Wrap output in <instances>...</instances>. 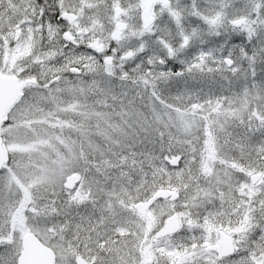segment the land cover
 Segmentation results:
<instances>
[{
  "label": "rangeland",
  "instance_id": "374dc122",
  "mask_svg": "<svg viewBox=\"0 0 264 264\" xmlns=\"http://www.w3.org/2000/svg\"><path fill=\"white\" fill-rule=\"evenodd\" d=\"M154 3L156 8L154 24H162L167 20L168 14L165 11L163 18H161L162 5L158 0H154ZM175 3L176 0H169V4L173 6V10H175ZM118 5L123 9V15L120 16L122 17L121 20L128 27L124 32H118L119 36L113 41V44L114 46L116 44L125 47L134 46L136 40L145 32L140 25L141 9L139 14H137L135 11L137 3L133 2L125 5L116 2L113 8ZM86 9L85 7L84 9L78 7L75 10L63 11L78 15L76 21L72 23L71 29L75 31L85 30L89 34V37L95 38L93 44L96 47H107L105 38L111 36L116 21L113 20L112 22L110 18H107L106 21L104 17L93 16L86 12ZM203 9L202 7L201 10ZM112 15L113 12L111 17ZM195 22L197 21L195 20ZM95 29L99 30V32H106V35L96 37L94 35ZM28 38L30 37L22 39L19 44L17 43L12 48L9 56L10 59L8 60L10 61L9 65L22 60L23 57L30 54V51L26 49L28 46L26 39ZM76 53H85V56L83 58L80 55L71 56L70 62V54H68L59 62L53 56L49 58L38 51L36 57H32L31 62L32 70L36 71V75L26 81L24 96L6 116V124H2L3 144L9 153L10 159L4 165L0 174V180H9L8 186L5 188L7 192H0V220L8 221L7 227L11 230L8 233L10 234L8 237H15V239L21 240L25 233L31 230L40 234H44L48 230L54 233L62 231L64 235L75 233L76 226L73 221L77 215L69 213L68 216H64L66 210L62 206L65 204L61 201V209L58 208L59 212L58 216H56L55 211L57 209L54 206L55 202L53 203V199L48 196L52 204L51 207L49 205L46 207V204H49L50 201H47V197L43 195L45 193L56 194L61 189V186L64 185L66 178L76 173L81 174L82 180H84L74 190L76 193L87 194L92 192L99 194V196L100 194H106L103 201L107 206L103 204L105 209L103 219L100 218L95 225H106L107 227L116 225L117 228L115 227L112 233L119 232L120 229L118 227L120 225L131 226L142 224L143 226L148 225V228L160 227L163 225L165 219L172 215L175 205L168 201L164 203L158 202L148 211L146 216L142 217L137 216L135 213L133 214V211H129V216L128 213L121 212L115 206V201L119 204L118 193L120 189L116 190V183L112 179L119 178L122 181V195L124 194L125 197L127 191L123 192V190L124 187L128 188L129 185L127 184L130 181L126 179L122 180L124 174L116 175V171L122 168V161H119L123 157L122 149L127 147L126 143H119V138L128 131L125 128L124 132H122V101L128 103L126 104V111L128 115H132L133 112L131 111H136V107L133 106L136 102H134V99L137 98V101L141 102V100L145 101V99L150 98L149 107L151 112L147 117L149 123L153 124V127L149 126V131L156 128L164 132L178 143L175 144L174 148H181L186 151L187 160L183 163L181 170L173 172L168 171V169L165 170V167L162 168L163 173L165 172L169 179L174 180V176L187 172L190 163H196L198 167L196 172L189 176V180L199 181L203 173V178L209 176L210 180H217V182L221 180L232 181L233 177H231L230 171L234 178H236L235 180L240 179L234 170L226 169L223 164L221 165L222 158L227 159L222 150L231 151L237 146L235 144L231 146L228 139H224V142L218 146L216 143L218 140L214 138L216 135L223 133L221 131L224 130L223 127L221 129L217 127L215 130L211 126L213 125V121H203L201 119L200 112H204L205 110L214 114L211 108L213 104H215L214 112L217 115L223 112L222 106L220 103L218 104L220 102L218 97L222 86L220 77L217 75L219 73L216 74V81L218 82H213L210 79L200 80L198 78L197 80H190L185 85L183 82L172 81L166 77L161 80H153V78L148 77L143 78L137 86L125 83L122 87L118 79L112 81L103 78L102 74H98L100 70L97 68L98 62L86 54L85 49ZM1 54L2 49L0 48V58H2ZM75 63L77 65L81 64L86 69L82 72L80 68L71 67ZM135 64L136 61L126 63L124 65L125 70L130 69ZM88 65L89 68H87ZM64 70H68V72H62ZM109 71L111 77L114 78L118 74H121L120 62H112L109 66ZM143 84L149 85L153 89L150 92H144ZM245 84L243 82H234L236 88L237 85L244 87ZM253 85L256 84L253 83ZM213 88L215 91H210ZM251 89L247 90L250 92ZM241 92V88L239 87L236 94H230L228 102L234 104V109L243 108L244 110H248L250 108L248 101L246 98H242ZM145 93L148 97H146ZM214 94H217L218 101L213 97ZM149 95L153 97L151 98ZM256 98H260L259 92L258 94L256 93ZM204 99L209 101H203ZM204 103L210 105H205ZM107 108L110 109L107 110ZM110 112L119 114V121H113L108 114ZM136 133V138L140 137L138 136L139 130H136ZM218 142L220 143V141ZM208 147L209 149H207ZM113 153L115 154L113 155L112 164L106 165L109 162V156ZM226 161L224 160V162ZM99 164V171L96 170L94 173V167L99 166ZM227 165L231 167L236 166L234 163H230L229 160ZM258 165L259 162L252 164L250 169L246 170L247 174L250 175L258 171L262 173L263 170H260L262 166L257 167ZM99 172V175L96 174ZM239 174L242 175L241 173ZM17 182L24 183L22 186L20 185V191L16 195L11 191L15 190ZM85 182H92L93 187L88 189L85 186ZM111 184L115 185L113 187L116 188L108 189L107 185ZM135 185L136 187L132 189L139 187L138 184ZM195 190H199L198 186H195ZM186 196H188L187 193ZM126 198L127 200L124 199L122 201V211L127 208L128 210L130 209L127 201H133L132 203L138 201V199L135 200L130 196ZM79 199V202H84L82 198ZM4 203L6 205H3ZM194 206L198 207L195 208L196 211L194 212L191 209L189 212L186 209H177L181 215L180 220H182L184 225L187 224L188 220H191L189 221V225L200 227L198 234H196L197 239L206 238L207 245L216 243V238L214 237H216L215 234L218 227L210 222V220H208L210 223L200 224L202 205L194 204ZM131 210H133L132 207ZM58 217L60 218L59 220ZM130 217L134 219H130ZM123 231L122 227V234ZM103 232L110 233V230L102 228L97 233ZM202 234H204L203 237ZM142 235V239L145 240L144 232H142ZM75 239L77 240L76 237ZM182 246L186 247L185 242H182ZM18 252H20V248ZM188 253L189 250L187 249L186 252L183 247L175 252L174 259L177 261L175 264L180 263L178 259L182 260L186 256L189 257ZM211 253L206 251L205 259L207 262L212 261L214 255L216 257V254ZM207 254H211L212 257H207ZM191 261L194 260L192 259ZM228 261L225 260L223 262L217 259L215 263L223 262V264H227Z\"/></svg>",
  "mask_w": 264,
  "mask_h": 264
},
{
  "label": "trees",
  "instance_id": "16d2710c",
  "mask_svg": "<svg viewBox=\"0 0 264 264\" xmlns=\"http://www.w3.org/2000/svg\"><path fill=\"white\" fill-rule=\"evenodd\" d=\"M116 2L119 4L122 3L123 5L132 2L137 3V9L135 11L137 14L140 12V0H0V48L2 49L0 72L17 75L20 81L26 82L36 75V71L32 70L31 62L32 57H36L38 51L42 52L46 57L52 58L53 56L56 61L60 62L63 57L72 52L73 45L71 40H69L67 47H65L64 37L69 24L65 22L63 26L58 27V22L54 20V16L60 15L61 9L71 11L78 7L83 9L85 7L86 9L87 6L86 12L93 16L104 17L107 21V18L112 19L111 10H113V5ZM196 2L201 5V9L202 7L205 8L206 0H196ZM208 2H212V0H208ZM215 2L221 5L219 10L222 13L226 12L229 16L235 15L239 19L243 18L247 20L248 23L243 25L244 28L254 30L257 28L255 22L258 13L251 7L253 0H215ZM181 3L187 4L189 0H181ZM58 4L61 6L60 8L57 7ZM226 4H234V8L223 7ZM246 5L248 6L246 7ZM189 19L192 25L197 24L194 19ZM185 24L187 25L188 22L185 21ZM101 34L102 32L95 29L94 35L96 37ZM252 34L254 35V32ZM67 35L69 37L74 36L76 39H79L81 36L89 37V34L85 30H82L81 33L70 30L67 32ZM26 37H30L26 39V42H28L26 49L30 51V54L23 57L22 60H18L14 64L9 65L8 63L10 61L8 60L10 59L9 56L12 48ZM93 41L94 38H92ZM253 43H256L255 39ZM82 49L91 50L90 48H85L82 44L80 47L75 48V53ZM93 53L97 55L98 52H92L89 55L93 56ZM74 65L78 67L76 63L72 64L71 67ZM261 67H264V65H257L256 85H253V79L250 74L247 81L243 78L244 70L248 69L247 63L241 67L239 79L228 73L227 75L230 79H220L222 86L219 97L217 94L213 95L216 99L217 97L219 98L220 102L218 104L220 103L223 106V112L219 115L206 112V110L200 112L203 121H213V125L211 126L215 130L217 127L220 129L223 127V138L228 139L231 146L234 144L237 146L231 151L222 150V153H224L227 159L222 158L221 165L223 164L226 169L234 170L240 179L235 180L236 178H234L230 171L231 177L234 179L232 181L221 180L217 182V180H210L209 176L203 178V173L199 181L189 180V176L195 173L198 167L196 163H190L187 172L179 176H174L173 181H167L168 178H166V173H163L162 168L165 167V170L168 169L173 172L181 170L183 163L187 160L186 151L181 148H174L175 144L178 143L168 137L164 132L156 128L153 129L154 131H149L148 127H153V124L149 123L147 117L151 112L149 107L150 98L145 99V101L141 100V102L135 105L136 111H131L133 112L132 115L127 116L122 114V126L128 129L127 133L122 135V144L126 143L127 147L122 149L123 157L122 160L119 159L120 162L122 161V168L116 171V175L124 174L122 180H132L138 184L140 188H134L130 191L134 199L137 197L143 198L146 194L163 187L175 190L178 193V199L174 203L179 210L186 209L189 212L191 209L194 212L196 211L195 208H198L194 204L202 205L200 210V224L212 222L216 227L227 229L233 235L240 238L241 245L245 246L243 242L247 240L248 234L251 232V227L255 225L254 214H258L261 207H264V167L260 169L263 170L262 181L257 187L250 186L246 172L252 164L259 162L257 167L262 165L260 155L264 151V91L261 90V81L264 80V72H259V68ZM67 71L64 70L62 72ZM217 75L220 77V74ZM234 82L247 84L244 87L237 85L236 88ZM143 87L144 92H150L153 89V87L146 84H143ZM239 87L242 91V98H246L248 101L250 107L248 110H244L243 108L234 109V104L228 102L230 94H236ZM249 88H252L250 92L247 90ZM213 90L215 91V89L210 91L213 92ZM258 92L260 93V98H256V93L258 94ZM152 93L155 95L153 91ZM146 97L148 96L146 95ZM149 97L152 98L153 96L149 95ZM240 100L238 101V107ZM203 101L209 100L204 99ZM126 104L128 103L124 101L122 107L126 106ZM204 104L210 105L208 103ZM109 116L113 121H119L120 119L119 114L113 112H110ZM4 123L6 124V122ZM136 130H139L138 136L140 137L138 138H136ZM216 136L218 137L219 135ZM216 136L214 139L220 141L221 138H217ZM218 141H216L218 146L224 142L220 141L219 143ZM178 153L183 155L181 165L175 169L168 168L164 164L163 157L167 154ZM114 154L109 156L110 159L106 165L112 164ZM224 160L227 161L224 162ZM228 160L236 166L231 167L227 165ZM99 168L100 164L94 167V173L96 170L99 171ZM96 174L99 175L100 172ZM112 180L120 179L115 178ZM195 186H198L199 190L194 191ZM3 188L4 180H0V192L3 191ZM129 189H131L130 186ZM186 193L188 196H186ZM1 220L0 227L3 228L0 229V234L8 233V221L3 220V222ZM189 221L191 220H188V223ZM252 238L255 239V235ZM198 251L199 249L195 248V252L197 253ZM196 253L193 254L196 255ZM253 259L257 261V264H264V252L259 251V245H257V251L254 253ZM175 263L176 260L174 261ZM0 264L13 263L0 261ZM207 264L216 263L210 261Z\"/></svg>",
  "mask_w": 264,
  "mask_h": 264
},
{
  "label": "snow or ice",
  "instance_id": "6c2138e0",
  "mask_svg": "<svg viewBox=\"0 0 264 264\" xmlns=\"http://www.w3.org/2000/svg\"><path fill=\"white\" fill-rule=\"evenodd\" d=\"M158 2L162 5L161 18L166 11L167 20L162 24L148 27L134 46L125 47L120 44L114 46L113 38L108 36L105 38L107 48L98 52V55L105 59V64L120 62L121 79L132 78L138 74L142 78L151 77L153 80L166 77L185 85L190 80L198 78L218 82L217 73L220 74V79H230L228 73L239 79L240 69L247 63L248 69L244 70L243 78L247 81L250 74L255 83L257 65H264V0H253L251 5L258 13L255 30L243 27L248 23L247 20H241L235 15L229 16L226 12L222 13L219 10L221 5L215 0L212 2L206 0V7L203 10L196 0H189L187 4L176 0L175 10L169 4V0ZM57 7L61 6L58 4ZM223 7L234 8V4H226ZM189 18L195 19L198 23L192 25ZM54 20L58 22V27L65 24L66 16L63 9L60 15L54 16ZM185 21L188 22L187 25ZM70 30L71 25L66 29L64 37L65 47L69 40L73 45L69 56L70 62L71 56L80 55L82 58L85 56V53H75V48L82 44L92 52H97L91 37L81 36L79 39L69 37L67 32ZM130 61H136V64L130 70H125L124 65ZM259 72H264V67L259 68ZM261 86V90L264 91V80L261 81ZM254 218L255 225L251 227L247 240L243 242L246 247L237 249L238 258L229 260L227 264H257L253 259L257 245L259 251L264 252V207H261L258 214H254ZM253 235L255 239L252 238Z\"/></svg>",
  "mask_w": 264,
  "mask_h": 264
},
{
  "label": "flooded vegetation",
  "instance_id": "af4514ba",
  "mask_svg": "<svg viewBox=\"0 0 264 264\" xmlns=\"http://www.w3.org/2000/svg\"><path fill=\"white\" fill-rule=\"evenodd\" d=\"M101 49L103 48H99V50ZM101 59L104 60L103 57H101ZM104 68L105 66L102 67V73L107 74ZM139 78L140 76L137 74L130 79H135L137 81ZM207 149H209V147ZM114 182L119 184L117 188L113 187L115 185H107V188H116V190L119 188L120 192L118 193V197L122 199V181L118 180ZM81 183H78L74 187L73 191H71L72 193L65 190V186L63 185L56 194L48 193L43 195H49L51 198H54V206L57 209L55 211L56 216H58V208L62 205L61 201L65 204L62 207L66 210V214L71 213L77 215L74 219V225L77 227L76 232L69 241L64 240V234L62 231L54 233L48 230L44 232V234L35 232L44 247L50 251L45 252L43 255L44 261L46 262L52 259V264H77V258L81 257L87 264H174V253L178 248H181L183 240L189 239L191 236H196L192 234L190 230L200 229V227L197 226L182 224L178 233L162 239L155 238V235L161 226L148 228V225L143 226L142 224L131 226L120 225L118 227L120 231L112 233L116 225L111 227H107L106 225L101 226L99 224L95 225L96 220H99L100 218L103 219L101 214L104 215V205L107 206L106 203H103L106 194H100L99 196V194L92 192L87 194L76 193L74 190H76ZM90 183L85 182V186H87L88 189L93 187V183ZM79 198H82L83 200L86 198V200H84L85 202H79ZM46 200L50 201L49 198ZM163 201L167 202L166 200ZM51 204L52 202L50 201L49 204H46V207H48V205L51 207ZM96 214L100 215L97 216ZM59 219L60 218L58 217V220ZM85 222H89L90 224H85ZM122 227L124 230L123 234ZM102 228H108L110 233L103 232L98 234L97 232L101 231ZM142 232H144L145 240L142 239ZM203 236L204 234H202V237ZM167 239L168 241H166ZM232 239L234 242L235 256L237 257L236 250L239 249L237 243L238 237ZM12 244L14 243H9V245ZM195 244L199 251L194 257V263L204 264L206 257L204 243L195 242ZM216 244L217 243L213 245ZM212 252L219 258V249H213ZM2 253V259H11V262H14L15 252L14 249H12V246H8V249L2 250ZM220 259L227 260L225 258ZM182 261L183 264H191L189 261H186V259H182Z\"/></svg>",
  "mask_w": 264,
  "mask_h": 264
},
{
  "label": "water",
  "instance_id": "95a60500",
  "mask_svg": "<svg viewBox=\"0 0 264 264\" xmlns=\"http://www.w3.org/2000/svg\"><path fill=\"white\" fill-rule=\"evenodd\" d=\"M142 4L144 6V10L141 15L143 27L147 29L154 23V17L150 14L153 11L152 0H142ZM123 10L121 7L115 8V18L118 19ZM66 19L70 22H73L76 19V15L72 13H64ZM127 27L126 23L119 21L116 24V28L119 31L125 30ZM112 37H116V31L113 32ZM110 63V62H109ZM21 93V86L18 82V79L15 76H5L0 73V122L3 119V116L7 112V110L18 100ZM264 159V155L262 156ZM8 160V152L6 147L3 145L2 137H1V129H0V169L4 166L6 161ZM166 162L171 166H177L179 161L181 160V156H166ZM260 179V174H255L251 176L252 183H257ZM81 180V175L74 174L67 178L66 186L69 188H73L74 185ZM172 197L175 199L177 197L175 192L169 190L159 191L154 198L150 199L148 202H141L136 205L137 210L141 214H145L147 208L153 203V200L158 199H166ZM180 228V222L178 220L177 215H173L166 220L164 226L159 230L156 234V238H162L164 236L176 233ZM219 244L222 248L221 256H228L233 253V243L231 238L226 235L224 232H220V241ZM24 246L25 249L20 256L19 264H52V259L47 262L44 261V253L50 252L47 248H45L37 239V237L29 233L24 238ZM214 247H211V249ZM216 248V247H215ZM78 264H86L82 258H77Z\"/></svg>",
  "mask_w": 264,
  "mask_h": 264
}]
</instances>
